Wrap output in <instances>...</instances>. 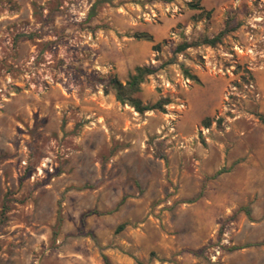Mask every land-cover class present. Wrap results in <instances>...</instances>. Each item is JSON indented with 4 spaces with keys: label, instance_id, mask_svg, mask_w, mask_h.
<instances>
[{
    "label": "rangeland",
    "instance_id": "1",
    "mask_svg": "<svg viewBox=\"0 0 264 264\" xmlns=\"http://www.w3.org/2000/svg\"><path fill=\"white\" fill-rule=\"evenodd\" d=\"M188 1L0 0V264H264V0Z\"/></svg>",
    "mask_w": 264,
    "mask_h": 264
},
{
    "label": "trees",
    "instance_id": "2",
    "mask_svg": "<svg viewBox=\"0 0 264 264\" xmlns=\"http://www.w3.org/2000/svg\"><path fill=\"white\" fill-rule=\"evenodd\" d=\"M170 1V0H163ZM187 6L190 9L198 10L199 12L194 15V19L198 20L201 18H209L211 15V10H206L201 5V0H190L187 2ZM239 26L238 22L233 21L232 18H226L223 22V26L213 34H201L198 38L194 40H183L176 45L175 52H181L189 47H194L198 45H209L215 46L220 43L222 38L231 31H234ZM136 38H143L145 40L151 41L152 36L147 32H138L135 33ZM159 44H154L153 47L157 48ZM155 71V68L149 65H136L132 73H129L128 78L125 82H121L116 77L109 79L108 84L104 86V90L107 92L111 90L114 93L116 100L122 104H127L134 109V111L142 114L149 110H156L160 112H165V106L171 102L169 97H159L152 103H144L137 94L140 92V84L145 80V77ZM187 78L195 82H199V79L196 75L190 74L187 70H184ZM258 119L264 124V115L257 113ZM204 126L210 124V118L206 117L204 120ZM220 121V120H218ZM10 192L5 194L3 198L2 207L0 211V224L5 218V213L9 210L10 199L7 195ZM123 199L120 201V203ZM123 227V224L118 226V229ZM103 260L106 264H111L107 256L103 255Z\"/></svg>",
    "mask_w": 264,
    "mask_h": 264
}]
</instances>
